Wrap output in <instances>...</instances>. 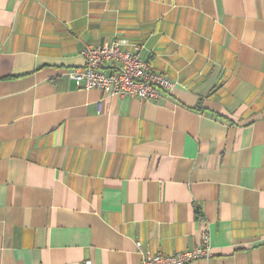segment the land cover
Instances as JSON below:
<instances>
[{
    "label": "crops",
    "instance_id": "1",
    "mask_svg": "<svg viewBox=\"0 0 264 264\" xmlns=\"http://www.w3.org/2000/svg\"><path fill=\"white\" fill-rule=\"evenodd\" d=\"M128 39L175 85L83 89ZM264 264V0H0V264Z\"/></svg>",
    "mask_w": 264,
    "mask_h": 264
},
{
    "label": "built area",
    "instance_id": "2",
    "mask_svg": "<svg viewBox=\"0 0 264 264\" xmlns=\"http://www.w3.org/2000/svg\"><path fill=\"white\" fill-rule=\"evenodd\" d=\"M128 39L87 46L83 54L85 65L70 70L68 76L77 87L99 88L106 94L137 97L159 102L163 93H170L175 81L167 74L155 70L142 60L139 47L126 49ZM211 255L209 238L204 234L202 244L171 254L159 252L145 256L139 264H188ZM85 264H93L86 260Z\"/></svg>",
    "mask_w": 264,
    "mask_h": 264
}]
</instances>
